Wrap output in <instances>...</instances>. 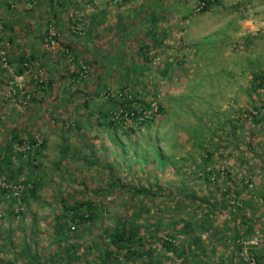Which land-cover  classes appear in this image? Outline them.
Here are the masks:
<instances>
[{"label": "rangeland", "instance_id": "1", "mask_svg": "<svg viewBox=\"0 0 264 264\" xmlns=\"http://www.w3.org/2000/svg\"><path fill=\"white\" fill-rule=\"evenodd\" d=\"M75 1L59 21L49 13V0H0V159L14 153L0 172V264H26L21 249L28 237L39 264L58 252L54 228L66 213L64 198L91 200L101 208L96 224L79 227L80 253L91 240L99 242L101 230L135 216L133 205H144L135 219L141 235H153L147 244L158 246L152 259L162 264H174L162 246L170 235L177 237L178 251L186 249V264H230L237 252L234 264H246L233 243L254 235L260 240L256 253H263L264 109L258 114L256 107L264 106V88L254 89L252 80L254 73H264V0H221L204 13L195 11L198 0ZM94 15L95 25L89 26ZM195 25L191 45L179 44L178 33ZM48 30L57 37L50 44ZM142 46L149 47L147 60ZM67 47L79 62H95L81 95L73 77L77 64L63 58ZM19 55L37 60L28 67L19 64ZM132 65L147 68L131 77L156 92L162 111L150 126L128 122L135 131L120 130L117 146L97 125L98 115L88 116L90 110L80 104L85 93L121 89L128 82L124 68ZM43 81L53 82L51 91ZM103 94L93 95L94 101L107 104ZM30 137L37 142L30 144ZM90 150L99 163L92 162ZM28 157L32 168H26ZM22 163L25 175L34 171L41 185L25 205L18 198L26 180L17 173ZM206 164L221 172L218 181L203 178ZM112 180L121 187H111ZM137 183L166 196L134 197L126 188ZM187 193L223 203L213 209L186 199ZM22 209L24 214L17 213ZM185 220L195 223L192 235L175 233ZM197 238L193 248L187 245ZM88 257L87 264H98Z\"/></svg>", "mask_w": 264, "mask_h": 264}, {"label": "trees", "instance_id": "2", "mask_svg": "<svg viewBox=\"0 0 264 264\" xmlns=\"http://www.w3.org/2000/svg\"><path fill=\"white\" fill-rule=\"evenodd\" d=\"M121 1L124 4V2L128 0ZM220 1L221 0L207 1V6L202 10V13L213 9V7L218 5ZM49 2V13L52 14L54 18H59V21L62 20V17L60 18L58 17V15L62 14L65 11L66 5L70 4L72 6L73 4L77 3V1L75 0H49ZM93 17L94 18L89 23V26L95 25L94 22L97 19V15H94ZM121 26L123 27L122 24L120 25V28H122ZM3 28L7 29L9 27L7 24H4ZM88 31L91 32L92 30L89 29ZM150 33L151 32H147V34ZM45 35L49 44L52 42V39H57L56 35L52 36L49 34V30ZM151 36L155 38V36H157V33L153 32ZM147 49H149V47L147 46H142L140 48V51L145 56L146 60L148 59ZM66 56L71 57L72 60H74V62L77 64V72L73 77H75L76 82H80L81 95L82 87L86 84L87 77H89L90 67L95 68V62H79L78 58L74 55V51L71 47H67V51H64L63 58H66ZM16 60H18L19 64L25 63L29 67L31 66V61L37 59L35 55L30 58H26L24 55H19ZM24 68L26 67L23 65L21 71ZM124 69L126 71L124 70L123 79L125 82L131 81L133 83L131 87L127 85L128 82L127 84L122 85V88L118 90H113L109 87H102V90L100 91H95L92 94L85 93L84 95H82L84 98V104H80V108H87L90 110V114L88 116H95L96 118V116L98 115V117L96 118L97 125L104 128L106 132L112 135V138L113 140H115L117 146H119L121 140V138L119 137L120 130L125 135L130 134L129 132L131 131H135L132 126L130 128H127L128 122H132L133 126L139 125V127L141 128L144 126H150L153 124L155 117L162 111V109L160 108L161 103L157 98L156 92L151 91V89H149L145 83L131 77V74L135 71L143 74L147 68L135 67L132 65L131 67H125ZM45 83L46 82L43 81L42 86L48 85L49 87H47L50 89L49 91H51L53 82L48 81V84ZM252 86L254 87V89H259L260 87L264 88V73H254ZM43 89H45V91H48V89L44 87ZM102 93H104L103 95L107 96V104H100L99 101L97 102L93 99V95H96L97 98H101ZM262 109H264V106L256 107L258 114H261ZM17 139L19 144H23L25 142L23 139H19L18 137ZM36 142L37 141L34 138L30 139V144H34ZM86 142L87 138L84 137L82 143L83 146H86ZM7 144L9 146V149H11L13 146V141L8 142ZM13 154L14 153L12 151L11 153H7L2 157V159H0V172L5 171L4 167L6 166V164H10L11 156ZM121 154L125 155L124 153ZM90 155L93 158L92 162L99 163L94 157V152L91 150ZM208 155L209 157L207 158V160H209L212 154L208 151ZM160 158L161 161L164 160L166 162L164 156H161ZM28 162L29 163L26 168H32V166L34 167L33 160L30 159ZM23 165L24 163H22L20 167L17 168V173L20 175V177L24 176V178L26 179L22 181V183L24 182L23 184L25 185V188L22 190V193L18 198L21 203L25 205L31 197H36L37 190L41 185L37 181V176L33 175L34 171H30L29 176L25 175ZM103 166L104 168L108 167L107 169L112 172V169L109 168V166ZM204 167V179L208 180L209 178H211L215 182L218 181L220 177H222L221 172H214V170L210 169L211 167H209L208 164H206ZM261 168L264 169V163L262 164ZM11 178H13V176L7 175L6 179H8L9 181L11 180ZM250 182L251 181L249 180L247 184L250 185ZM111 184V187L119 185V183H117L115 180H112ZM247 184L246 187H248ZM119 187L121 186L119 185ZM124 188L125 187L123 186L122 189ZM183 188L184 190L187 189L186 185L183 184ZM228 189L229 190L227 192L229 193L231 189ZM8 190L3 189L2 192L6 193L8 192ZM126 191L134 197L138 196L150 200H157L160 197L166 196V194L162 190L157 193L151 189L145 188L141 183H137L136 185H128ZM236 193L237 195H240L239 192ZM185 196L186 199L191 197L193 201L206 203V205H209L213 209H216L218 205H222L223 203L222 201L220 203L218 201L212 202L209 197L198 196L195 193H187ZM63 203L65 207L64 210L66 209V213L63 215L62 219L57 222L54 228L55 236L57 237L58 252L49 255L48 258H44L43 263L55 264L56 259L62 258V262L60 264H73L71 262H76L74 264H87L88 262H91V259L88 256H93V259L95 261L97 259L98 264H135L137 263V261H141V263L144 264H162L160 260L154 261L152 259L153 253L157 250L158 246H154L153 243H150V245L147 244L148 239L153 238V235L150 234L149 238L141 235L140 232L142 224H139L135 219L139 217V212H141L144 205H141V208L133 205L134 208H137L135 211H138L135 213V216L131 217L130 219L127 217L120 218L115 226L101 230L98 238L99 242H97V239L91 240L90 245H88L87 248L84 249L83 252L81 251L82 253H80L79 248H81L82 246L79 243V236L82 232H80L81 228L79 229V227L83 223L96 224V220L102 216V212L100 210L101 208L100 206L95 205L91 200L82 201L80 199L71 203L69 199L64 198ZM27 205L25 207H27ZM17 213L24 214V210L22 209ZM192 221L185 220L182 229L176 230L175 233H190L191 235L192 233H195V223ZM153 230L156 229L153 228ZM154 232L155 231H151V233ZM176 239L175 235H170L169 239L163 241L162 246L166 250L171 251V253L173 254L172 262H174V264H186L185 261L187 260L188 254L186 252V249L184 248L179 251L177 250V247H175V244L173 243L176 241ZM198 243L199 242L197 238L188 242L187 245L193 248ZM233 244H235L236 248H240L239 244ZM23 246L24 247H22L21 249V255L25 256L26 259H28L26 264H39V260L41 257L39 256V254L35 253V242L28 237L27 240L25 239ZM236 255H238V252L233 253L230 264H234ZM191 256L193 257L194 255ZM196 257H199L201 261L200 255L195 254V258ZM255 259L256 264H264V252L258 254L256 253ZM239 260L244 263L242 258H240Z\"/></svg>", "mask_w": 264, "mask_h": 264}, {"label": "built area", "instance_id": "3", "mask_svg": "<svg viewBox=\"0 0 264 264\" xmlns=\"http://www.w3.org/2000/svg\"><path fill=\"white\" fill-rule=\"evenodd\" d=\"M207 1L209 0H198L197 6L195 8L196 12H202V10L207 6ZM258 236L254 235L248 239H241L237 242L240 245L239 256L243 259L246 264H256V250L258 246L260 247V240Z\"/></svg>", "mask_w": 264, "mask_h": 264}, {"label": "crops", "instance_id": "4", "mask_svg": "<svg viewBox=\"0 0 264 264\" xmlns=\"http://www.w3.org/2000/svg\"><path fill=\"white\" fill-rule=\"evenodd\" d=\"M198 26V25H197ZM197 26L195 25L196 28H190L188 29V27H184L183 32L178 33L177 36H182V38L180 39V43L182 44H186L187 48L191 45L193 37L196 35L197 33ZM199 29H202V26L199 27ZM205 30V29H203ZM182 34V35H181ZM186 42V43H185ZM189 50V49H188ZM262 195H264V193H262ZM264 218V215H263Z\"/></svg>", "mask_w": 264, "mask_h": 264}]
</instances>
